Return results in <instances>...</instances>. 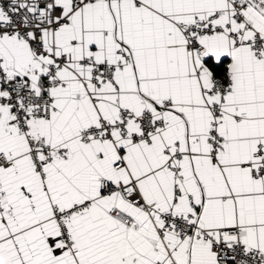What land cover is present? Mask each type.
<instances>
[{
    "label": "snow or ice",
    "instance_id": "6c2138e0",
    "mask_svg": "<svg viewBox=\"0 0 264 264\" xmlns=\"http://www.w3.org/2000/svg\"><path fill=\"white\" fill-rule=\"evenodd\" d=\"M0 264H264V0H0Z\"/></svg>",
    "mask_w": 264,
    "mask_h": 264
}]
</instances>
